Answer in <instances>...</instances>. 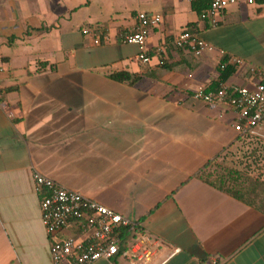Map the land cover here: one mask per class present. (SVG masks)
<instances>
[{
    "label": "crops",
    "instance_id": "1",
    "mask_svg": "<svg viewBox=\"0 0 264 264\" xmlns=\"http://www.w3.org/2000/svg\"><path fill=\"white\" fill-rule=\"evenodd\" d=\"M195 1L213 0H0V264H52L35 173L159 240L149 264H264V210L208 180L214 163L232 158L223 167L246 172L264 206V138L235 130L236 108L194 97L216 92L224 60L235 69L223 85L254 87L251 70L264 72V0H239L216 27ZM139 12L164 21L150 33L148 65L121 42ZM103 28L111 41L100 46L83 34ZM183 31L214 51L159 57Z\"/></svg>",
    "mask_w": 264,
    "mask_h": 264
},
{
    "label": "built area",
    "instance_id": "2",
    "mask_svg": "<svg viewBox=\"0 0 264 264\" xmlns=\"http://www.w3.org/2000/svg\"><path fill=\"white\" fill-rule=\"evenodd\" d=\"M239 0H213L202 19L218 26V16ZM249 5L256 0H247ZM133 32L121 37V42L136 45L140 49L138 60L151 64L149 36L153 29L163 28L162 15L139 12ZM92 38L95 46L111 41L107 32L97 33L92 29L83 31ZM189 49L200 57L214 51V47L189 31H183L169 43L160 44L159 57L169 52ZM241 66L242 61H234ZM228 61L225 65H231ZM256 77L253 88L222 85L216 92L200 88L194 97L209 105L227 103L237 109L238 133L264 138V72L252 69ZM35 190L40 198L42 222L50 240L52 264H95L100 260L111 261L122 257L129 264H149L159 255L162 245L138 229V225L79 192L64 188L52 179L35 173ZM125 234V235H124ZM213 264H217L216 261Z\"/></svg>",
    "mask_w": 264,
    "mask_h": 264
},
{
    "label": "trees",
    "instance_id": "3",
    "mask_svg": "<svg viewBox=\"0 0 264 264\" xmlns=\"http://www.w3.org/2000/svg\"><path fill=\"white\" fill-rule=\"evenodd\" d=\"M195 10L201 11L200 8L208 9L211 5L210 1L207 2H194L193 3ZM98 34H105L106 29H93ZM228 60H224L220 65L221 79L219 86L217 85L216 91L220 89V87L227 82L228 77L234 72V66L225 65ZM40 72V70L38 71ZM114 80L119 82H130L134 84L138 78H133L129 74L126 73H117L111 76ZM208 91V90H206ZM4 90L1 91L3 93ZM6 92V91H5ZM7 93V92H6ZM211 166V163L208 164L206 169ZM208 180L213 185L217 186L219 189L227 192L231 196L246 201L250 203L252 206H256L264 210V206H259L256 203V200L251 198V192H255L256 190H252L251 187H248L250 177L246 172L240 171L235 167H222L220 171H215L208 175ZM125 235V234H124Z\"/></svg>",
    "mask_w": 264,
    "mask_h": 264
},
{
    "label": "rangeland",
    "instance_id": "4",
    "mask_svg": "<svg viewBox=\"0 0 264 264\" xmlns=\"http://www.w3.org/2000/svg\"><path fill=\"white\" fill-rule=\"evenodd\" d=\"M235 163L236 162H234L232 158H230L228 160V158L225 159L224 157H221L216 163H214L211 166L209 172L212 171V170L220 171L221 168L223 167V165L224 166H229V165H235Z\"/></svg>",
    "mask_w": 264,
    "mask_h": 264
}]
</instances>
